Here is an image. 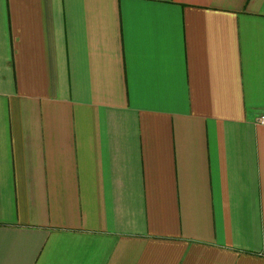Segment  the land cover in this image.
Returning <instances> with one entry per match:
<instances>
[{
    "label": "crops",
    "instance_id": "obj_1",
    "mask_svg": "<svg viewBox=\"0 0 264 264\" xmlns=\"http://www.w3.org/2000/svg\"><path fill=\"white\" fill-rule=\"evenodd\" d=\"M264 0H0V264H264Z\"/></svg>",
    "mask_w": 264,
    "mask_h": 264
},
{
    "label": "built area",
    "instance_id": "obj_2",
    "mask_svg": "<svg viewBox=\"0 0 264 264\" xmlns=\"http://www.w3.org/2000/svg\"><path fill=\"white\" fill-rule=\"evenodd\" d=\"M258 123L264 126V116L258 120Z\"/></svg>",
    "mask_w": 264,
    "mask_h": 264
}]
</instances>
